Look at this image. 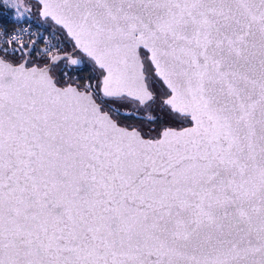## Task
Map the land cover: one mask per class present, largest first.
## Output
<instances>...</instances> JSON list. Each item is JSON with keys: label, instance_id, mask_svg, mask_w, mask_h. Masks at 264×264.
<instances>
[{"label": "snow or ice", "instance_id": "obj_1", "mask_svg": "<svg viewBox=\"0 0 264 264\" xmlns=\"http://www.w3.org/2000/svg\"><path fill=\"white\" fill-rule=\"evenodd\" d=\"M0 264H264V0H0Z\"/></svg>", "mask_w": 264, "mask_h": 264}]
</instances>
